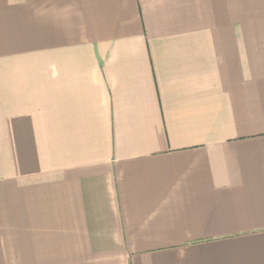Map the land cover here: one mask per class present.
<instances>
[{
  "label": "crops",
  "instance_id": "0c3cea01",
  "mask_svg": "<svg viewBox=\"0 0 264 264\" xmlns=\"http://www.w3.org/2000/svg\"><path fill=\"white\" fill-rule=\"evenodd\" d=\"M0 264H264V0H0Z\"/></svg>",
  "mask_w": 264,
  "mask_h": 264
}]
</instances>
